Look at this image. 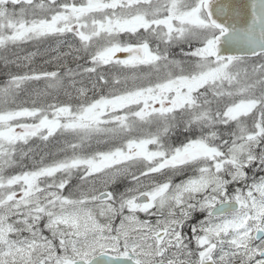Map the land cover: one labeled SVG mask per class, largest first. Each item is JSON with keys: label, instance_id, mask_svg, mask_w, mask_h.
<instances>
[{"label": "snow or ice", "instance_id": "snow-or-ice-1", "mask_svg": "<svg viewBox=\"0 0 264 264\" xmlns=\"http://www.w3.org/2000/svg\"><path fill=\"white\" fill-rule=\"evenodd\" d=\"M249 7L240 24V0H0V264H264Z\"/></svg>", "mask_w": 264, "mask_h": 264}, {"label": "flooded vegetation", "instance_id": "flooded-vegetation-1", "mask_svg": "<svg viewBox=\"0 0 264 264\" xmlns=\"http://www.w3.org/2000/svg\"><path fill=\"white\" fill-rule=\"evenodd\" d=\"M69 39H71V36H69ZM122 39H125V40H126L127 37H122ZM49 45L54 46V41H48V42L42 44V45H41V48H43V47H48ZM184 48H185L186 51L188 50V46H187V45H185ZM35 50H36L35 47L32 46V45H28V46H26V48H25V51H35ZM175 52L179 53V48L175 49ZM118 55H120L121 58H123V54H118ZM175 58L179 59L180 56L177 55ZM42 59H43V58L37 57V58H36V63H37V64L41 63V62H42ZM72 66L75 67V65H72ZM49 70H51V66H49ZM40 86H42V84H41ZM158 106H159V105H157V107H158ZM180 129H181V130H178V129H177V131H176L175 133L172 134V137H176V136H182V137H185L186 135H188V133H186V132L184 131L183 128H180ZM183 178H184L183 176H178V177H176V182H179V180H180V179H183ZM73 183H75V181H73ZM128 184H129V182H128L127 180H125V181H123L122 183H120V186H119V187H120V191H123L124 188H125L126 186H128ZM140 215H141V218H145V217L143 216V214H140ZM199 218H202V216H200ZM117 222H118V221H117ZM45 234L47 235V233H45Z\"/></svg>", "mask_w": 264, "mask_h": 264}, {"label": "water", "instance_id": "water-1", "mask_svg": "<svg viewBox=\"0 0 264 264\" xmlns=\"http://www.w3.org/2000/svg\"><path fill=\"white\" fill-rule=\"evenodd\" d=\"M240 3L243 7V13L241 15V18L240 20L238 21L240 24H243V23H246V22H249L250 21V7H249V4H250V0H240ZM229 23H231V21H229ZM245 49H243L242 47L240 46H232L230 44H225L222 42V45H221V52L222 53H225V54H228V53H241L243 52Z\"/></svg>", "mask_w": 264, "mask_h": 264}, {"label": "trees", "instance_id": "trees-1", "mask_svg": "<svg viewBox=\"0 0 264 264\" xmlns=\"http://www.w3.org/2000/svg\"><path fill=\"white\" fill-rule=\"evenodd\" d=\"M5 78V75H4V69H3V65L1 66L0 65V82L3 81V79ZM178 130H181V129H178ZM185 137H182V136H176V137H171V140L173 143H177L181 140H184Z\"/></svg>", "mask_w": 264, "mask_h": 264}, {"label": "rangeland", "instance_id": "rangeland-1", "mask_svg": "<svg viewBox=\"0 0 264 264\" xmlns=\"http://www.w3.org/2000/svg\"><path fill=\"white\" fill-rule=\"evenodd\" d=\"M0 65L2 66V64H0ZM13 70L15 71V69H13ZM5 79H6V77H5ZM90 95H91V93H90ZM36 143H38V141H33L32 145L35 146ZM25 163H27V161H25ZM118 187H119V185H118ZM119 190H120V187H119Z\"/></svg>", "mask_w": 264, "mask_h": 264}]
</instances>
